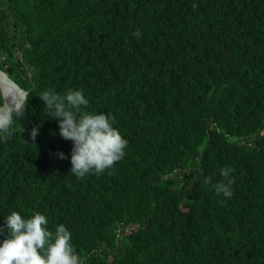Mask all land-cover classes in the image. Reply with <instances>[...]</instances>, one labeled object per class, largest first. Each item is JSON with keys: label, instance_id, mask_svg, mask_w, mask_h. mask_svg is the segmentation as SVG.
Here are the masks:
<instances>
[{"label": "trees", "instance_id": "1", "mask_svg": "<svg viewBox=\"0 0 264 264\" xmlns=\"http://www.w3.org/2000/svg\"><path fill=\"white\" fill-rule=\"evenodd\" d=\"M10 4L33 90L0 139V227L39 212L83 264H264V0ZM69 89L127 141L101 174L71 175L39 98ZM225 167L230 198L211 189Z\"/></svg>", "mask_w": 264, "mask_h": 264}, {"label": "clouds", "instance_id": "2", "mask_svg": "<svg viewBox=\"0 0 264 264\" xmlns=\"http://www.w3.org/2000/svg\"><path fill=\"white\" fill-rule=\"evenodd\" d=\"M133 35L138 37L141 34ZM9 92L8 99L13 104L18 97L13 89ZM39 98L44 102L47 115L58 121L60 136L73 143L72 176L83 178L90 172L101 174L123 158L127 141L112 126L114 117L84 111L88 101L82 90L69 89L64 94L44 90ZM24 114L11 104L0 106V139H7L14 118H22ZM38 133V127L30 132L33 144ZM58 155L61 159L67 158L63 153ZM232 171L230 167L222 168L220 175L223 180L211 184L212 178L207 177L203 183L211 184L217 195L230 198L234 183ZM46 224V217L39 212L30 218H22L19 212L12 211L5 217L4 226L0 227V236L5 237L0 241V264H83L70 243L72 234L66 226L60 224L53 234L46 229Z\"/></svg>", "mask_w": 264, "mask_h": 264}, {"label": "flooded vegetation", "instance_id": "3", "mask_svg": "<svg viewBox=\"0 0 264 264\" xmlns=\"http://www.w3.org/2000/svg\"><path fill=\"white\" fill-rule=\"evenodd\" d=\"M10 1L11 0H0V36H2L0 41H3L4 45H6V42L8 44L6 48L0 47V69L7 74L14 83L22 86L24 81H26V72L24 71L32 64V61H26L24 58V54L30 47L31 42L28 39L27 32L24 33L16 28V18L10 11L11 4L8 5ZM29 62H31V64H29ZM8 69H10L11 72H8ZM0 99L2 100L0 106L6 104L12 105L8 97L4 94L1 85Z\"/></svg>", "mask_w": 264, "mask_h": 264}, {"label": "water", "instance_id": "4", "mask_svg": "<svg viewBox=\"0 0 264 264\" xmlns=\"http://www.w3.org/2000/svg\"><path fill=\"white\" fill-rule=\"evenodd\" d=\"M29 64H31V62H29ZM8 72H11L10 69H8ZM0 85L3 89L4 94L8 97V95L10 94V90L13 89V91H15L16 95H17V99L16 102H14L12 104L13 107L21 110L22 107L24 106L30 92L33 89L30 90H24L22 89L19 85H17L16 83H14L7 74H5L4 72L1 71L0 69Z\"/></svg>", "mask_w": 264, "mask_h": 264}, {"label": "bare ground", "instance_id": "5", "mask_svg": "<svg viewBox=\"0 0 264 264\" xmlns=\"http://www.w3.org/2000/svg\"><path fill=\"white\" fill-rule=\"evenodd\" d=\"M6 12V11H5ZM17 101H18V99H17Z\"/></svg>", "mask_w": 264, "mask_h": 264}]
</instances>
